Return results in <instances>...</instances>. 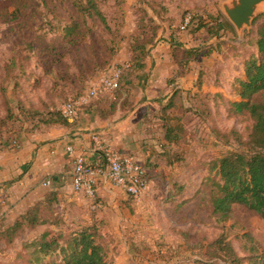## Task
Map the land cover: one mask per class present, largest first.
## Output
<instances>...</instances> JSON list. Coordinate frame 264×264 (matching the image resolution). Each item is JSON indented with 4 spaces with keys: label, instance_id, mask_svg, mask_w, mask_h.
I'll return each instance as SVG.
<instances>
[{
    "label": "rangeland",
    "instance_id": "374dc122",
    "mask_svg": "<svg viewBox=\"0 0 264 264\" xmlns=\"http://www.w3.org/2000/svg\"><path fill=\"white\" fill-rule=\"evenodd\" d=\"M98 1L109 28L88 18L81 27L85 40L70 43L63 38L64 27L73 18L82 19L72 0H0V151L18 148L20 134L45 128L46 113L60 110L68 98L87 90L104 66L131 63L134 39L149 37L152 24L159 27L155 40L146 45L148 53L153 46L165 43L182 58L183 48L201 47L191 61L195 73L192 78L187 75L193 80L192 89L176 94L175 105L166 111L155 103V112L140 110L150 122L148 140L143 144L147 146L146 159L125 155L144 169L145 186L140 196L123 190L116 202L108 205L100 196L102 206L91 208L94 198L71 185L56 205L57 225L26 229L8 246L0 241V264H22L17 253L25 243L46 230L79 228L92 217L103 220L101 229L110 243L113 264H233L217 255L224 253L217 241L224 237L240 256H249L240 240L247 232L258 245L256 255L264 264V220L242 205L234 206L228 220L214 213L209 180L213 161L243 147L231 133L235 130L246 139L251 130L248 116L227 115V100L240 99L236 79L243 73V58L256 41L255 19L264 14V8L257 9L250 26L236 29L224 10V4L232 0ZM16 9L21 11L17 17ZM217 23L222 26L217 28ZM97 60L103 66H96ZM80 67H86L84 77L78 74ZM178 71L179 75L186 73L181 68ZM64 73L70 74V80L60 77ZM128 73L126 68L123 78L128 79ZM179 75H173L174 80L167 82L168 91L160 90L158 97L174 91ZM200 76L203 90L199 93L194 82ZM216 93L220 97L214 96ZM253 99L264 101V90ZM165 117L180 126L174 130L175 142L164 138L166 129L160 118ZM111 153L121 155L112 149ZM81 195L87 196L88 202H79ZM46 262L60 264L57 258Z\"/></svg>",
    "mask_w": 264,
    "mask_h": 264
},
{
    "label": "trees",
    "instance_id": "16d2710c",
    "mask_svg": "<svg viewBox=\"0 0 264 264\" xmlns=\"http://www.w3.org/2000/svg\"><path fill=\"white\" fill-rule=\"evenodd\" d=\"M72 2L82 19L73 18L65 25L64 39L69 40L70 43L84 41L86 33H81V27L86 26L88 18L98 19L105 27L109 28L98 0H72ZM20 12V9H16L14 16L17 17ZM221 22H224L223 24L221 23L222 25L232 27L228 21ZM255 23H257L256 41L247 56L243 58V73L237 76L236 79L239 85L240 99L227 100V115L248 116L252 120L251 130L246 139H243L234 130L231 134L234 135L235 141L240 146H243L242 149L227 152L213 161L210 167L209 180H211L212 185L211 204L213 212L219 213L224 220L230 218L231 211L236 205H242L255 211L264 220V101H255L253 99L257 93L264 90V14L259 15L255 19ZM221 24L217 23V28H220ZM150 27L153 31L149 37L143 36L142 41H139L138 37L134 39L131 48L133 57L128 68L131 74L141 71L145 66V60L149 55V48L146 45L155 40L159 25L152 24ZM183 50L182 58L173 55L175 61L181 67L188 69L191 61H194L202 49L198 46L185 47ZM96 66H103V64L97 60ZM84 69L86 67H80L78 73L80 77H84ZM60 77L70 80L69 73L61 74ZM122 80L115 91V98L112 100L110 107L99 111L101 117L106 118L114 114L119 107L131 106L127 96L128 88ZM196 85L200 93L203 90L201 76ZM124 93L126 97L119 105V99ZM179 93L180 90L176 89L168 98L166 104H163L164 102L158 99L157 101H161V110L164 111L173 107L175 105V95ZM220 95L216 93L214 96L220 97ZM161 104L163 105L161 106ZM160 119L164 120L163 127L166 129L164 138L170 143L175 142L177 135L174 130L180 126L169 123L170 117L168 119L167 117ZM147 120L149 122L148 116ZM42 122L47 126L69 123L60 110L47 112ZM212 172H214L213 175ZM59 195L60 191L55 187L47 190L42 198L34 201L25 212L17 215L13 224L0 229V241H3L8 246L13 244L15 239L26 229H35L42 225H57L58 222L54 213L56 205L59 203ZM97 200H100V198L97 197ZM89 207L92 208V206ZM92 218L79 228L58 227V230L54 233L50 230L44 231L38 237L23 245V251L17 253V259H23L22 264H47V259L54 258L59 259L60 264H113L109 259L110 243L106 241V235L101 229L103 220ZM240 240L242 242V250L249 252V256H240L232 242L227 241L224 237L217 241L219 248L224 253L218 254L217 252V255L233 264H242L245 261L250 262V264H260L258 255H256L259 248L255 244L253 236L247 232L241 236Z\"/></svg>",
    "mask_w": 264,
    "mask_h": 264
},
{
    "label": "crops",
    "instance_id": "0c3cea01",
    "mask_svg": "<svg viewBox=\"0 0 264 264\" xmlns=\"http://www.w3.org/2000/svg\"><path fill=\"white\" fill-rule=\"evenodd\" d=\"M173 59L175 60L170 45L161 43L152 47L141 71L131 74L127 68L129 82L125 78L122 81L128 88L127 96L131 106L119 107L114 114L103 118L99 111L110 107L115 93L112 96L97 97L90 106L81 109L80 118L75 123L54 124L40 131L22 133L18 148L9 147L0 151V229L13 224L16 216L42 198L47 190L55 187L59 189L60 197L65 196L72 185L75 156L83 154L94 166L99 163L105 165L104 159L95 152L93 134H98L108 148L145 160L147 146L143 144L148 140L146 137L147 132H150V122L147 120V113L140 110L152 109L155 112L157 107L153 104L160 106V102L167 101L176 89L181 93L185 89H192L193 80L189 78H192L191 73H195V69L191 64L185 69L175 61L176 66ZM110 67L101 69L96 76ZM178 68L184 69L186 73L179 75ZM174 74L175 77L179 75V85L168 96L158 97L160 90L168 91L167 82H171ZM189 74L191 75L187 76ZM150 91L152 95H149ZM125 97L124 93L119 99V105ZM158 99L161 101H157ZM68 147H73L74 151L69 152ZM47 180L52 183L45 185ZM97 180L96 189L99 198H103L102 201L110 205L122 198L123 190L104 175L100 174ZM78 197L79 202H88L87 196ZM91 206L99 208L102 204L99 206L92 201Z\"/></svg>",
    "mask_w": 264,
    "mask_h": 264
},
{
    "label": "built area",
    "instance_id": "2783aa9c",
    "mask_svg": "<svg viewBox=\"0 0 264 264\" xmlns=\"http://www.w3.org/2000/svg\"><path fill=\"white\" fill-rule=\"evenodd\" d=\"M188 23L186 19L185 24ZM130 63L123 66L112 65L105 70L101 75L94 77L87 90L79 93L77 96L68 98L60 110L64 118L70 122L75 123L79 116L81 109L88 106L90 101L94 98L114 95L116 89L119 87L123 79L124 70L129 68ZM95 152L101 156L105 165L101 163L93 164L87 161L83 154L75 156L74 172L72 177V185L75 191H86L95 200V204L101 205L97 200V178L100 174L104 175L110 182L115 183L122 190L129 194L138 197L145 186L143 175L144 169L140 163H134L125 155L119 153H111L109 149L100 139L98 134H93ZM69 152H73V147H68ZM133 160V159H132ZM45 185H50L51 180H47Z\"/></svg>",
    "mask_w": 264,
    "mask_h": 264
},
{
    "label": "water",
    "instance_id": "95a60500",
    "mask_svg": "<svg viewBox=\"0 0 264 264\" xmlns=\"http://www.w3.org/2000/svg\"><path fill=\"white\" fill-rule=\"evenodd\" d=\"M262 2L264 0H232L231 4H224V10L236 29H241L252 24Z\"/></svg>",
    "mask_w": 264,
    "mask_h": 264
},
{
    "label": "bare ground",
    "instance_id": "6f19581e",
    "mask_svg": "<svg viewBox=\"0 0 264 264\" xmlns=\"http://www.w3.org/2000/svg\"><path fill=\"white\" fill-rule=\"evenodd\" d=\"M258 8H259V9L264 8V2L260 3V4L258 5Z\"/></svg>",
    "mask_w": 264,
    "mask_h": 264
}]
</instances>
